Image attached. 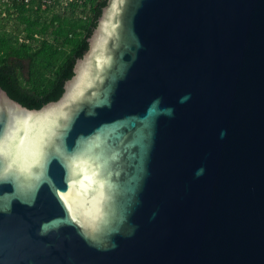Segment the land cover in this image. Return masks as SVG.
<instances>
[{
    "label": "water",
    "instance_id": "water-1",
    "mask_svg": "<svg viewBox=\"0 0 264 264\" xmlns=\"http://www.w3.org/2000/svg\"><path fill=\"white\" fill-rule=\"evenodd\" d=\"M87 44L0 88V264H264V0H106Z\"/></svg>",
    "mask_w": 264,
    "mask_h": 264
},
{
    "label": "trees",
    "instance_id": "trees-1",
    "mask_svg": "<svg viewBox=\"0 0 264 264\" xmlns=\"http://www.w3.org/2000/svg\"><path fill=\"white\" fill-rule=\"evenodd\" d=\"M56 4L0 1V88L28 109L60 97L106 0L72 1L62 13Z\"/></svg>",
    "mask_w": 264,
    "mask_h": 264
},
{
    "label": "rangeland",
    "instance_id": "rangeland-1",
    "mask_svg": "<svg viewBox=\"0 0 264 264\" xmlns=\"http://www.w3.org/2000/svg\"><path fill=\"white\" fill-rule=\"evenodd\" d=\"M53 1V0H52ZM46 2L48 4H51V2ZM69 3V1L67 0H58V5L56 4V12L58 13H62L63 11H66L68 10V8L66 7V5ZM80 3V2H79ZM13 26V23H10L9 24V28H12Z\"/></svg>",
    "mask_w": 264,
    "mask_h": 264
},
{
    "label": "built area",
    "instance_id": "built-area-1",
    "mask_svg": "<svg viewBox=\"0 0 264 264\" xmlns=\"http://www.w3.org/2000/svg\"><path fill=\"white\" fill-rule=\"evenodd\" d=\"M3 3H8V4H12V3H17V4H29L31 3L33 0H0ZM51 0H42V2L46 3V2H50ZM69 2L72 1H78L81 2L83 0H67Z\"/></svg>",
    "mask_w": 264,
    "mask_h": 264
}]
</instances>
